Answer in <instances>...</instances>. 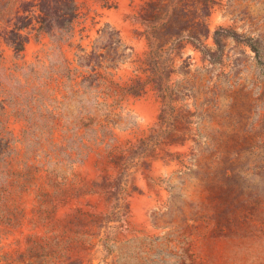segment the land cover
<instances>
[{"label":"rangeland","instance_id":"1","mask_svg":"<svg viewBox=\"0 0 264 264\" xmlns=\"http://www.w3.org/2000/svg\"><path fill=\"white\" fill-rule=\"evenodd\" d=\"M30 1L0 0V264H264V0H75L16 53Z\"/></svg>","mask_w":264,"mask_h":264},{"label":"trees","instance_id":"2","mask_svg":"<svg viewBox=\"0 0 264 264\" xmlns=\"http://www.w3.org/2000/svg\"><path fill=\"white\" fill-rule=\"evenodd\" d=\"M32 8H36L37 14L30 16ZM22 12V15H19ZM75 0H38L36 3L30 1L21 4L20 10L16 13L15 27L8 32L13 38H5L16 53L23 50L26 38L19 34V31L29 27L33 22L38 24L37 32H44L55 36L63 32L65 24L70 25L75 18ZM6 36V33L4 34Z\"/></svg>","mask_w":264,"mask_h":264}]
</instances>
